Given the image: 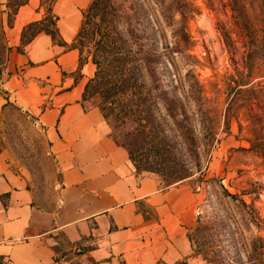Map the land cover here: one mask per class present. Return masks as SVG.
<instances>
[{"label": "rangeland", "instance_id": "rangeland-1", "mask_svg": "<svg viewBox=\"0 0 264 264\" xmlns=\"http://www.w3.org/2000/svg\"><path fill=\"white\" fill-rule=\"evenodd\" d=\"M22 1L0 0V143L12 149L17 170L31 178L43 204L51 193L43 132L33 129L1 87L22 71L24 43L20 37L13 45L9 32ZM55 2L39 0V6L57 24ZM112 2L115 16L132 15L129 24L136 31L147 23L146 32L153 28L156 38L139 43L156 46L162 80L183 105L172 116L163 114L158 137L166 144L165 161L186 176L174 178L170 167L154 165L151 157L152 169L138 173L164 185L187 182L200 195L188 233L196 255L216 260L213 264H264V0ZM86 45L81 57L90 73ZM94 103L90 98L85 105ZM139 141L125 148L136 149Z\"/></svg>", "mask_w": 264, "mask_h": 264}, {"label": "crops", "instance_id": "crops-1", "mask_svg": "<svg viewBox=\"0 0 264 264\" xmlns=\"http://www.w3.org/2000/svg\"><path fill=\"white\" fill-rule=\"evenodd\" d=\"M90 2L56 0L61 42L35 35L23 47L22 71L1 83L43 132L51 193L38 202L31 178L0 143V264H207L188 237L200 195L187 182L164 185L137 173L100 110L82 100L89 72L71 44ZM45 16L39 0L18 6L12 44Z\"/></svg>", "mask_w": 264, "mask_h": 264}, {"label": "trees", "instance_id": "trees-1", "mask_svg": "<svg viewBox=\"0 0 264 264\" xmlns=\"http://www.w3.org/2000/svg\"><path fill=\"white\" fill-rule=\"evenodd\" d=\"M26 1L19 2L17 6ZM114 3L112 0H91L84 11L76 39L71 44L78 49L80 69L86 63L81 57L85 41L91 57L92 69L84 85L82 100L95 99L93 106L100 110L109 127L108 136L117 145L125 147L129 142L140 140V146L136 149H127L137 173L141 169H152L150 164L153 162L148 161L151 157L154 165H163L167 169L170 167L174 178H182L186 173L175 170L174 165L165 161L166 144H163L161 136L158 137L163 114L172 116L176 109L182 111V101L162 80L158 66L160 55L156 46L143 47L139 43L143 37L156 38L153 28L146 32L147 23L136 31L129 24L132 15H114L118 11ZM120 22H124L126 27L119 25ZM40 32L48 33L54 40L61 42L56 17L48 14L23 28V45ZM133 45L138 47L134 48ZM188 237L193 244L189 234ZM203 259L207 264L216 261L206 257Z\"/></svg>", "mask_w": 264, "mask_h": 264}]
</instances>
